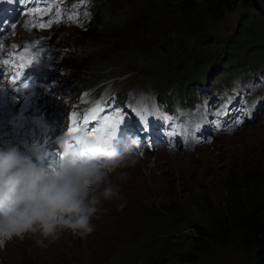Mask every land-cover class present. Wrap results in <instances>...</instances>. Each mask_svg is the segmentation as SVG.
Here are the masks:
<instances>
[{"label": "rangeland", "instance_id": "1", "mask_svg": "<svg viewBox=\"0 0 264 264\" xmlns=\"http://www.w3.org/2000/svg\"><path fill=\"white\" fill-rule=\"evenodd\" d=\"M109 1L90 0L93 14ZM149 1L132 0V3L148 6L151 4ZM72 7L73 0H49L48 14L39 16L36 27H23L20 21L9 35L0 38L5 41H0V56L3 58H9L12 54L21 56L29 46L30 52L27 53L32 58V63L43 65V70L49 67L53 72L56 71L48 76V81H56L53 89L45 91L42 99L37 98L41 104L48 103L44 106L43 119L38 122L39 125L47 126L49 132L47 130L44 135L46 138H55L62 132H68L72 127L71 107L78 102V98H83L81 90L90 89L84 92L90 94L104 78L109 77L105 88L101 92L93 91L95 99L89 103L98 105V99L102 101L115 90L121 91L128 87H149L158 91L149 86L148 76L155 80L158 77L153 72L154 67L145 64L143 57L139 58L142 64L135 63L132 59L131 67L124 69L131 58L127 56L122 62L127 50L110 52L107 49L92 54L81 51L85 46L82 44L86 36L97 34L101 29L94 20V15L86 29H79L71 14ZM122 8L117 7L113 11L109 7L111 16ZM62 13L67 17L65 22L60 17ZM201 15L200 13L199 17L192 20L194 25L200 22ZM235 20L233 15L228 18V21ZM228 21L217 24L213 30L222 43L216 44V47L206 46L203 56L213 57L225 43L231 44L229 40L232 31H229ZM155 24L158 23L154 22L153 26ZM164 25H167V20ZM187 31H193V26L187 24L183 31L173 29L170 35L175 38ZM187 35L190 36L189 33ZM201 35L207 36L208 33L202 31ZM189 38L185 40L190 41L192 37ZM149 39L137 38L135 43L131 40L128 48L131 46L130 49L138 51L141 56L147 53L152 55L150 45L153 42ZM171 47L177 49V43ZM99 60L113 62L115 65L111 70H106V73H100L93 68ZM6 63L11 69L16 68L13 62ZM20 68L25 70L26 66L20 65ZM220 73L221 71L212 74L210 81L220 84L224 90H235L240 86L237 78L229 80L228 76H221ZM87 79L95 80V86L88 85ZM154 83L158 85L156 81ZM252 94L254 99H264V83L253 88ZM33 96L34 94L25 103L30 110H37L32 104ZM76 106L79 107L76 114L78 117L83 109L80 104ZM239 108L241 113L237 112ZM254 108L255 101L249 99L232 106L231 115L235 119V128L229 134L215 136L205 146H197L184 152L159 148L153 152L140 153L135 166L121 169L111 177L113 184L120 185L123 199L102 201L101 211L93 220L95 230L87 237L65 232L57 241L48 243L46 248L36 246L29 237L14 239L0 249V264H109L111 259L121 253L132 256L124 264H178V254L183 252L195 255L198 264H237L234 262L236 260H240V264H252L254 253L239 245L243 232L234 230L229 223V207L230 196L238 193L243 185L252 189H264V119L250 122L243 112L246 109L249 114ZM90 112L91 110L88 113ZM180 112L182 115L186 113L185 110ZM199 112L208 111L199 108ZM155 117L156 115L151 116L150 120ZM182 117L178 121L188 123ZM189 119L196 125L205 123V116L202 114H193ZM91 126L88 125L87 129L90 130ZM182 130L184 134L187 131L194 132L198 141L213 138L209 134L200 138L198 129L193 125L189 128L183 126ZM120 171L128 173L126 181L117 179ZM102 190L103 186L100 191ZM121 204H124L123 208L120 207ZM192 224L208 228L213 235H220L219 228L226 224L233 241L230 244L219 240L211 244L209 250L196 248L197 245L192 244V238L197 235ZM147 241V247L136 250V247Z\"/></svg>", "mask_w": 264, "mask_h": 264}, {"label": "trees", "instance_id": "2", "mask_svg": "<svg viewBox=\"0 0 264 264\" xmlns=\"http://www.w3.org/2000/svg\"><path fill=\"white\" fill-rule=\"evenodd\" d=\"M149 4L141 6L138 3L133 5L132 0H110L106 6L96 9L94 14L91 10L101 30L86 36L84 43H81L85 45L81 51L92 54L107 49L110 52L127 50L122 62L127 56L131 58L124 69L131 67L132 59L142 64L139 58L143 57L145 64L154 67L153 72L158 77L155 80L148 76L149 84L161 91L171 86L173 96H167L165 101L170 103L171 99H176L182 105H190L203 96L223 93V86L210 81L212 74L221 71V76L240 81L258 80L264 74V0H150ZM109 7L113 11L117 7L123 8L111 16ZM200 13L202 19L194 25L192 20L199 17ZM230 15L235 17V22L228 21ZM166 20L167 25H164ZM224 20L228 21L229 31H232L229 40L231 44L225 43L213 57L203 56L206 46L216 47V44L222 43L213 30ZM154 22L158 24L153 26ZM187 24L193 26V31L171 37V30L183 31ZM202 31L208 35L202 36ZM188 33L192 37L190 41L185 40L189 38ZM137 38H151L152 55L147 53L141 56L138 51L130 49L131 46L128 48L130 41L135 43ZM176 43L177 49L172 48ZM96 64L93 65L94 71L100 73H106L115 65L101 60ZM86 82L91 86L95 80L87 79ZM240 188L238 193L230 196L229 223L234 230L243 232L239 245L254 253L255 258L251 263L264 264V189H252L246 185ZM192 227L197 234L192 238L196 248L209 250L211 244L219 240L230 244L233 241L226 224L219 228L220 235H213L211 230L203 226L192 224ZM148 243H142L136 250L147 247ZM130 257L129 253H121L111 259L109 264H124ZM178 258V264L199 262L195 255L184 252L178 254ZM239 261L234 262L240 264Z\"/></svg>", "mask_w": 264, "mask_h": 264}, {"label": "clouds", "instance_id": "3", "mask_svg": "<svg viewBox=\"0 0 264 264\" xmlns=\"http://www.w3.org/2000/svg\"><path fill=\"white\" fill-rule=\"evenodd\" d=\"M49 143L55 146L54 156L0 138V249L26 237L43 248L65 232L87 237L95 230L102 201L123 199L111 177L138 161L135 138L99 151L94 139L68 132ZM117 179L126 181L128 173L120 171Z\"/></svg>", "mask_w": 264, "mask_h": 264}, {"label": "snow or ice", "instance_id": "4", "mask_svg": "<svg viewBox=\"0 0 264 264\" xmlns=\"http://www.w3.org/2000/svg\"><path fill=\"white\" fill-rule=\"evenodd\" d=\"M11 2V0H10ZM32 15L33 13H28ZM43 27V25H42ZM19 60L22 62L21 66H27L32 63V58L28 55L27 52L24 55L19 57ZM24 88H28V84L23 85ZM104 109L97 105L95 108L88 113L82 121H78V118L75 113L72 116V127L68 130L70 136H86L95 140L96 150H102L116 139V134L118 131L119 125L123 122L122 114H117L116 116L102 115ZM93 122H99V127H96L92 130L87 129V125ZM80 123L85 127L81 128ZM144 130H147L146 122Z\"/></svg>", "mask_w": 264, "mask_h": 264}, {"label": "bare ground", "instance_id": "5", "mask_svg": "<svg viewBox=\"0 0 264 264\" xmlns=\"http://www.w3.org/2000/svg\"><path fill=\"white\" fill-rule=\"evenodd\" d=\"M35 6L37 7V13H38V14H40V15H45V14H46V12H47V7L44 5V3H42V2H37V3L35 4ZM25 10H26V9H21V13H23V11H25ZM5 30H6V27L0 29V37H1V35L5 32ZM0 41H2V43L5 42V41H3L2 39H0ZM0 43H1V42H0ZM27 45H28V44H27ZM32 70H33L34 73H36V72L34 71V69H29V71H32ZM44 74H45V71H44ZM16 78H17V80H16V82L14 83V85L16 86V91H21V90H22V85H23V82H24L25 78H24L23 76H21V75H18ZM34 89L36 90V88H34ZM42 96H43V95H40L38 99H42ZM0 134H3V135L0 136V138L8 137V134H7L6 131H0Z\"/></svg>", "mask_w": 264, "mask_h": 264}]
</instances>
